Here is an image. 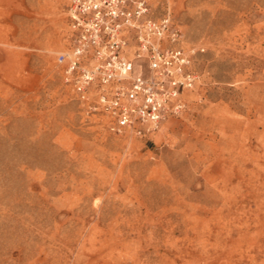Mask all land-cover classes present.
<instances>
[{"label":"rangeland","instance_id":"rangeland-1","mask_svg":"<svg viewBox=\"0 0 264 264\" xmlns=\"http://www.w3.org/2000/svg\"><path fill=\"white\" fill-rule=\"evenodd\" d=\"M199 81L146 138L62 84L68 0H0V264H264V0H144Z\"/></svg>","mask_w":264,"mask_h":264},{"label":"built area","instance_id":"built-area-1","mask_svg":"<svg viewBox=\"0 0 264 264\" xmlns=\"http://www.w3.org/2000/svg\"><path fill=\"white\" fill-rule=\"evenodd\" d=\"M66 45L55 57L62 84L114 136L146 138L184 108L199 81L168 14L144 0H68Z\"/></svg>","mask_w":264,"mask_h":264}]
</instances>
